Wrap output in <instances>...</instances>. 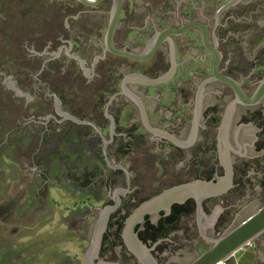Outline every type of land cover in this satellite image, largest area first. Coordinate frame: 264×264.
Wrapping results in <instances>:
<instances>
[{
    "label": "flooded vegetation",
    "instance_id": "1",
    "mask_svg": "<svg viewBox=\"0 0 264 264\" xmlns=\"http://www.w3.org/2000/svg\"><path fill=\"white\" fill-rule=\"evenodd\" d=\"M234 2L120 0L114 50L142 55L157 33L189 27L144 61L107 45L115 0L29 1L18 4L20 20L3 17L0 264H93L90 256L97 264H145L148 253L158 264H189L211 247L202 233L218 237L236 226L249 188H264V98L245 104L221 78L251 98L264 79V57L249 65L238 51L245 38L233 29L226 39L211 35V21L216 29ZM202 8L216 11L210 22L198 17ZM212 49L221 57L217 67ZM90 57L91 74L80 63ZM200 77L211 88L205 126L185 134L199 124ZM132 79L140 99L125 89ZM55 109L68 114L58 122L50 115ZM9 114L21 120L15 134L5 130ZM29 144L35 148L24 155ZM185 186L192 193L169 209L141 212ZM200 186L226 189L205 195ZM60 195L70 203L57 212L53 196ZM57 214L62 226H50Z\"/></svg>",
    "mask_w": 264,
    "mask_h": 264
},
{
    "label": "rangeland",
    "instance_id": "2",
    "mask_svg": "<svg viewBox=\"0 0 264 264\" xmlns=\"http://www.w3.org/2000/svg\"><path fill=\"white\" fill-rule=\"evenodd\" d=\"M29 1L32 3H44L46 0H0V22L4 21L3 17H6L8 20L18 19L20 17V14L22 13L21 12L22 10H20V7L18 4L26 3ZM235 1L236 2H234V4L229 9L227 14L221 15L219 17V21L217 22L219 26H217L216 29H215L214 21H211V19H210L215 14V12H216L215 10L211 12L212 15L210 16V15H208L209 13L202 8L199 10L198 17L200 19H202L203 21H206V22L211 21V35L216 36V38L221 37L222 39H226V36L228 35L227 31H229V29H231V30L233 29L236 32V35L238 33L240 36H244L245 39L238 44L239 45L238 51H243L248 58L247 61H249V65H250V62H253V64L252 63L251 64L254 66L256 61L260 57H264V40L261 41L263 38L260 39V42H254V43L250 42L251 38L254 39L253 36H255L256 34H262L264 36V0H235ZM230 14L232 16L236 17V21L232 22V24L227 23V21H225V19L227 18V15H230ZM19 20H20V18H19ZM71 23L65 22V25L69 26ZM63 26H64V24H63ZM2 34H4V33H2ZM2 34L0 32V39L3 38ZM221 45H223V43ZM63 47H65L66 49L63 50L62 57H65L66 56L65 54L67 53L68 47L66 45H63ZM235 49L237 50V48H235ZM236 50L234 51V53L236 52ZM42 51H44V50H42ZM42 51H39V52H42ZM55 53H58V50H55ZM159 57H156L155 61H156V59L158 60ZM90 58H84V59L80 60L81 66H83V70L85 72H88L89 74L92 73V69H93L92 58L91 59ZM66 59H67V57H65L64 60H66ZM169 61H170V57H169ZM153 62L154 61L149 62L148 64L153 65L154 64ZM249 73H250V71H248V74ZM80 74H82V77H83L85 73L80 71ZM163 75L164 74L161 73L160 75L158 74L155 76H148V75H143V76L146 79L155 80V79H159ZM241 77H242V79H244L245 75L240 76L239 79H241ZM261 80H262V78L258 80L256 86L258 85V83ZM204 81H205V79L203 77H200L199 81H198V83L200 84L199 124H198V126L195 127V123L192 122L190 125H188L187 132L185 134H193L194 130H197V129L202 130V127L205 126L204 125L205 119H204V115H203V109L208 104V99H209L208 94L210 93L211 88L207 85H204ZM137 83H138V80L132 79V82H128L127 84H125V89L132 94L130 96L133 99L135 97L139 98V99L141 98L139 92L136 91V89H138ZM3 93L9 94V95L13 94V92L10 89L3 90ZM23 102H24V100H23ZM24 111H25V109H24ZM144 111H145V109H144ZM59 114L60 115L68 114V112L65 110L58 111L55 109L54 113H50V115H53L54 119H56L58 122H60V121H62V118H60ZM26 115L27 114L23 113L24 118H27ZM13 116L14 115H11V114L8 115L7 126H6L7 128L5 130H6V132H9V133L11 132L12 134H15L14 129H15L16 121L17 120L21 121V120H20V117L16 120L15 117H13ZM109 116H111L110 112H109ZM133 118L137 120L139 118L138 113H135ZM22 132L24 134L23 136H24L25 142L28 141V140H26V138H29L28 137V134H29L28 128H22ZM28 146L24 147V149H25V150H23L24 155H28L29 153H31L32 152L31 148H35V145L31 146V144H29ZM9 152L12 154L11 150H9ZM17 158H18V160H20L19 156ZM111 159H112V161L115 160V159L113 160L112 155H111ZM25 162H27V160ZM17 170H14V172L12 173L13 176L11 175L12 177H14V175L17 176V174L20 172L19 170L18 171ZM9 174H11V173H9ZM26 174H29V173L27 172ZM53 199H56V201H57V205H56V211L57 212L64 211L65 205L70 203L68 201L67 202L65 201V198L63 197V195H60L58 197L53 196ZM263 205H264V188L261 189L260 187H250L249 191L246 195L245 203H243L241 205V208H243L241 218L236 224L232 223L231 227L234 225H238L239 223L244 221L246 218H248L250 215H252L254 212H256ZM58 216H59V214H57V216H55V219H53L50 226L58 227V225H60L58 220H57ZM29 223H31V222H29ZM61 226L62 225H60L59 227H61ZM73 249H74V251L76 250L74 247H73ZM74 253H76V252H74ZM91 253H93V251ZM89 258H90L89 261H91V263L97 264V262H94L91 260V256ZM184 264H188V262H185Z\"/></svg>",
    "mask_w": 264,
    "mask_h": 264
},
{
    "label": "water",
    "instance_id": "3",
    "mask_svg": "<svg viewBox=\"0 0 264 264\" xmlns=\"http://www.w3.org/2000/svg\"><path fill=\"white\" fill-rule=\"evenodd\" d=\"M119 15L120 0H115V6L111 14L110 26L106 37L107 45L110 46V49L116 54H120L122 56L129 57L137 61L151 59L166 39H169L171 35L182 34L187 28H189H169L162 32H159L155 35V37L149 44L147 51L144 54L134 55L131 53L120 52L113 49L112 40L119 22ZM198 25L203 28L206 36V28L201 24ZM213 52L215 54L216 59L215 67H217L221 57L217 51L213 50ZM221 79L224 82L228 83L234 89L237 99L245 104H257L260 102V100L264 98V79L259 85L257 92L251 98L246 96L241 86L236 81L225 77H222ZM199 188H201L200 193L202 192L205 195L212 194L213 191L222 192L226 189V187L222 186H200ZM191 189L192 187L187 186L170 189L164 192L159 197H156L152 199L149 203L145 204L143 206L144 211L142 210L141 212L149 210L155 211L163 206L166 207V209H169L171 203H173L175 200H184L189 194H191ZM202 234L211 243V247L205 252L198 255L189 264H217L219 261L228 259L229 257L235 255L238 251L242 250L247 245L253 243L258 238L264 235V205L252 215H250L248 218H246L244 221L234 226L232 229H230L221 236L211 238L207 237L205 233ZM146 259L147 260H145V258L143 259L145 260V264H156L155 262L151 263V260L148 255Z\"/></svg>",
    "mask_w": 264,
    "mask_h": 264
},
{
    "label": "crops",
    "instance_id": "4",
    "mask_svg": "<svg viewBox=\"0 0 264 264\" xmlns=\"http://www.w3.org/2000/svg\"><path fill=\"white\" fill-rule=\"evenodd\" d=\"M131 235L134 236L135 234L132 233ZM148 256L151 263L155 262L158 264L151 253H148ZM231 264H264V235L238 251L232 259Z\"/></svg>",
    "mask_w": 264,
    "mask_h": 264
},
{
    "label": "built area",
    "instance_id": "5",
    "mask_svg": "<svg viewBox=\"0 0 264 264\" xmlns=\"http://www.w3.org/2000/svg\"><path fill=\"white\" fill-rule=\"evenodd\" d=\"M235 255L229 257L228 259L219 261L217 264H231L232 259L234 258Z\"/></svg>",
    "mask_w": 264,
    "mask_h": 264
},
{
    "label": "bare ground",
    "instance_id": "6",
    "mask_svg": "<svg viewBox=\"0 0 264 264\" xmlns=\"http://www.w3.org/2000/svg\"><path fill=\"white\" fill-rule=\"evenodd\" d=\"M198 191H201V188H199Z\"/></svg>",
    "mask_w": 264,
    "mask_h": 264
}]
</instances>
